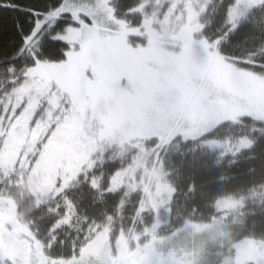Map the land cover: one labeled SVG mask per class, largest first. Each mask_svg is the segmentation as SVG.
<instances>
[{"label": "snow or ice", "instance_id": "6c2138e0", "mask_svg": "<svg viewBox=\"0 0 264 264\" xmlns=\"http://www.w3.org/2000/svg\"><path fill=\"white\" fill-rule=\"evenodd\" d=\"M0 264H264V0H0Z\"/></svg>", "mask_w": 264, "mask_h": 264}]
</instances>
